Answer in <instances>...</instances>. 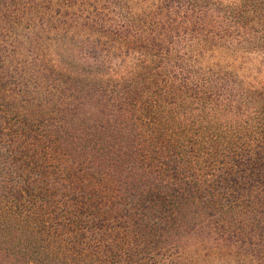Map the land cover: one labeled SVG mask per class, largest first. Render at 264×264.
<instances>
[{
    "label": "trees",
    "instance_id": "16d2710c",
    "mask_svg": "<svg viewBox=\"0 0 264 264\" xmlns=\"http://www.w3.org/2000/svg\"><path fill=\"white\" fill-rule=\"evenodd\" d=\"M83 1L124 21L94 15L81 37L72 0H0V264H264V94L246 106L245 140L223 137L209 117L220 100L187 86L202 74L163 70L169 31L198 1L131 17L129 0ZM240 5L238 26L264 28V0ZM25 21L42 26L28 36Z\"/></svg>",
    "mask_w": 264,
    "mask_h": 264
},
{
    "label": "rangeland",
    "instance_id": "374dc122",
    "mask_svg": "<svg viewBox=\"0 0 264 264\" xmlns=\"http://www.w3.org/2000/svg\"><path fill=\"white\" fill-rule=\"evenodd\" d=\"M72 1L71 4H64V6L69 13V20L72 17L76 21L73 23V27L78 28L81 37H85L88 34L79 28L80 24L78 23L93 19L94 15L105 19V28L110 26L114 29L118 28L119 24L124 21L123 13L113 10L110 6L105 7L102 5L103 3L99 4L93 1L88 3V1L83 0ZM159 1L129 0L124 14L129 17H131L130 15L140 16L147 8L154 6ZM196 1L200 4L204 3L205 7L201 9L199 7L201 5L198 3L194 15L186 19L177 20V29L168 33L169 40L166 52L173 55V60L169 64L171 63L173 66L174 72L170 71V73L164 67V75L169 73L168 75L176 76L180 80V78L184 77L180 72V68L183 65L195 72L198 70L202 74L201 78L189 77L187 86L195 88L197 93H201L202 87L200 84H202L206 89L205 93H208L207 97H209V100L217 99L222 101L224 96H238L239 101L237 103L218 101L219 105L213 109L209 117L216 124L217 130L223 137L232 136L235 142L244 141L247 134L246 131L251 132L255 128L253 127V120L249 121L251 116L248 114L244 116L246 106L247 104H253L251 97L257 96L259 98L264 94V48L261 47L260 40L264 34V28L261 25L259 27L251 26L255 31L251 32L238 26L233 21L232 10L241 6V0ZM221 6L222 9L220 8ZM218 8L220 9L218 10ZM256 15L258 14L256 13ZM25 22L28 26L24 24L21 26V29L24 30L22 34H27L28 36L39 30L37 26H42L40 22L37 25L38 21ZM43 26H45V23ZM52 32L54 33V31ZM107 50L109 49L107 48ZM44 52L51 64H59V59L57 58L59 50L57 48L52 46ZM82 52H88L93 56V52L90 50L86 51L85 48H82ZM97 53L99 52L97 51ZM63 54L67 56L66 52H63ZM77 54L78 56L81 54L78 49ZM81 57H83L82 54ZM138 58V55L134 53L126 55L123 65H120L118 61H113L115 65L112 66V70H116V75L121 74L127 67L130 68L137 63ZM177 58H180V61L176 63L179 65L178 68L173 65ZM81 69L82 67L77 70ZM221 76L222 78H215ZM195 84H199L198 88ZM219 84L226 85L225 91L219 89L221 87ZM214 85H217L216 90L218 93L210 90L214 89ZM215 103L212 101L211 104L215 106ZM238 103L243 104L239 115L235 109L238 107Z\"/></svg>",
    "mask_w": 264,
    "mask_h": 264
}]
</instances>
